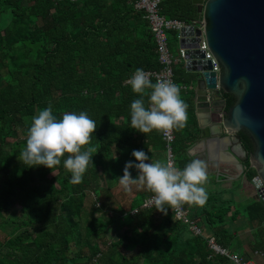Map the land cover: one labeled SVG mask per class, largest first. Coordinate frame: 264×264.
Segmentation results:
<instances>
[{"label": "trees", "instance_id": "16d2710c", "mask_svg": "<svg viewBox=\"0 0 264 264\" xmlns=\"http://www.w3.org/2000/svg\"><path fill=\"white\" fill-rule=\"evenodd\" d=\"M160 11L187 25L201 20L191 0H161ZM168 39L171 51L178 33L168 32ZM181 67L174 65L179 90L195 82ZM136 68L159 71L162 65L147 15L135 9L134 0H0V218L8 215L15 224L0 241V264H232L212 255L205 239L175 221L170 209L164 215L155 207L141 208L151 192L132 193L134 185L126 192L119 183L122 159L131 150L164 151L162 130L142 134L131 127L130 104L140 94L125 81ZM150 91L145 90L146 104ZM180 97L187 118L195 121L194 92L180 90ZM225 99L228 110L234 98ZM49 104L58 119L65 111H84L96 122L95 134L84 146L93 162L78 184L70 182L71 173L62 164L51 170L28 168L17 158L33 116ZM175 133L176 153L195 141L184 127H175ZM249 172L252 179L256 172ZM36 177L48 179V185ZM104 179L107 187L101 186ZM89 192L95 201L83 241L80 221ZM16 205L20 217L12 214ZM227 212L202 215L221 246L223 239L231 240L225 224L220 225ZM245 213L257 227L254 249L261 251L264 203L251 204ZM114 224L122 228L120 236L105 241Z\"/></svg>", "mask_w": 264, "mask_h": 264}, {"label": "water", "instance_id": "95a60500", "mask_svg": "<svg viewBox=\"0 0 264 264\" xmlns=\"http://www.w3.org/2000/svg\"><path fill=\"white\" fill-rule=\"evenodd\" d=\"M191 1L220 70L217 77L199 50L201 31L184 27L180 46L188 71L198 74L195 103L201 135L196 144L212 146L206 162L229 160L243 170L249 163L256 177H264V0ZM225 95L234 98L228 110ZM254 189L251 199L259 201Z\"/></svg>", "mask_w": 264, "mask_h": 264}, {"label": "clouds", "instance_id": "9594fccd", "mask_svg": "<svg viewBox=\"0 0 264 264\" xmlns=\"http://www.w3.org/2000/svg\"><path fill=\"white\" fill-rule=\"evenodd\" d=\"M134 93L140 94L130 104L131 127L145 134L155 130L182 128L187 119V105L180 98L179 87L169 80H157L153 83L142 68H136L125 81ZM148 93L147 104L144 99ZM111 119V118H110ZM97 125L89 115L65 111L61 118L53 114L51 104L43 108L32 118L28 129L26 144L18 160L28 168L43 166L52 169L62 164L71 173L70 182L78 184L82 181L93 156L88 145ZM134 160L125 163L123 175L118 177L124 190L131 191L135 185L151 193V203L156 211L164 215L169 209H177L187 204L204 205L207 193L203 184L207 180V169L204 161L192 159L183 169L174 167L169 160L149 162L150 157L144 150L132 151ZM135 169L136 175H132ZM252 183L264 187V177H254Z\"/></svg>", "mask_w": 264, "mask_h": 264}, {"label": "crops", "instance_id": "0c3cea01", "mask_svg": "<svg viewBox=\"0 0 264 264\" xmlns=\"http://www.w3.org/2000/svg\"><path fill=\"white\" fill-rule=\"evenodd\" d=\"M173 44L174 45L172 46L170 52L174 57L180 58V40H177V44ZM176 65L177 67L183 66V69L195 78V82L189 84L190 86H193V89L188 91L194 92L195 100L198 74L192 71H188L184 59H180L179 63H177ZM184 128H186L195 137V141L192 144H189V147L186 150L179 151V153H176V167L180 169H183L185 165L192 159H200L202 161L207 160L206 156H208V150L212 151L211 145H205L203 144V142H201L200 144H196L199 141L201 135V129L199 127V119L196 113V107L195 121L193 119L187 118L184 123ZM153 141L155 142V139H153ZM132 151L133 150H131V153L129 155L130 160L132 156ZM146 154H148L150 157L149 162L159 161L162 163H166L165 148L163 151L161 149L157 150L150 147ZM180 154H183V156L180 157ZM128 159H122V173L124 165L126 163L125 161ZM204 162L206 164L207 169V180L203 184V187L205 188L207 193V200L205 204L202 206L187 203L182 205L188 211L189 221L191 223H194L198 228H200L202 230V233L200 235L195 234L191 230L190 224L183 223L182 221L178 222L188 226L190 232L193 235L204 238L209 250L211 251L210 246L208 244V239L209 237L215 235L217 238V242H219V235L214 234L213 230H211V227L210 231H207V227H209L210 225L208 224L207 219H205V217L203 216L205 215V213L210 214L214 211L218 213V216H220V211L222 212L227 210L228 212L224 217V222L220 225L225 224L223 226H225V229L230 232L231 240L225 241L223 239L222 242L224 243V245H222V247H225L228 251L232 253L238 254L242 258L248 257V260L254 261L256 262V264H264V252L262 251L264 248H260L262 249L261 251L259 249H254V244L256 243L255 237L257 227L256 225H254V223H252L251 219L245 213L247 207L251 204L259 201L264 203V201H262L261 199H259V201L251 199L252 197H255L256 193L254 189L255 185L252 183V181L257 174H255L252 179L249 178V169H253L250 167L249 163L244 164L243 170L242 166L229 160L225 161V163L220 161L218 165H214L206 161ZM132 193L148 194L150 193V191L134 185ZM149 195L151 196L153 195V193ZM170 214L174 219L173 211L171 209ZM211 253L212 255H219L214 254L212 251Z\"/></svg>", "mask_w": 264, "mask_h": 264}, {"label": "built area", "instance_id": "2783aa9c", "mask_svg": "<svg viewBox=\"0 0 264 264\" xmlns=\"http://www.w3.org/2000/svg\"><path fill=\"white\" fill-rule=\"evenodd\" d=\"M72 2H79L81 0H71ZM161 0H134V7L137 11H144L147 15V19L150 23V28L152 33L155 36L158 52H159V62L162 65V68L159 71H145L150 80H169L173 83L174 81V65L179 63L180 59L185 60V49L180 50V58L174 57L169 48V39L168 32L176 31L178 33V39L181 40V31L184 27L193 26L195 29H199L201 31V42L199 44V50L205 52V60H210L212 64V71L218 74L220 73L218 63L212 53L209 50L208 44L204 35V27L200 24V21L194 22L191 25H187L186 23L175 20V19H166L163 15H161L160 11ZM127 84V83H126ZM193 86L182 85L180 86V90L189 91L192 90ZM162 140L165 148L166 162L169 160L173 163L174 167L177 166V154L174 148L176 133L175 127L170 130H162ZM257 194L260 199L264 201V187L257 189ZM151 196L146 198L142 204L143 209H152L155 207L152 204ZM137 210L132 211V213H136ZM179 214H177V209H173L174 219L177 221H182L183 223L190 224L191 230L200 235L202 230L198 228L194 223H191L188 219V211L181 206L178 210ZM208 244L210 246L211 251L214 254L222 255L228 258L232 264H256L254 261L245 260L238 254L232 253L228 251L225 247H222L218 242L216 236H211L208 239Z\"/></svg>", "mask_w": 264, "mask_h": 264}, {"label": "rangeland", "instance_id": "374dc122", "mask_svg": "<svg viewBox=\"0 0 264 264\" xmlns=\"http://www.w3.org/2000/svg\"><path fill=\"white\" fill-rule=\"evenodd\" d=\"M183 154H180V157H182ZM107 180V178H106ZM105 179L103 181V183L101 184V186L103 187H107V184L109 182H107ZM36 181L37 182H41L43 183L44 186H47L48 185V179L47 180H41V179H38L36 177ZM95 201V197H94V193L93 192H89L88 193V196H87V199H86V203H85V208H84V212H83V216L81 218V228H80V238L84 241L85 240V224H86V221H89L91 219V216L89 215V211L91 209V206L92 204L94 203ZM99 206V204H98ZM20 209H21V206L20 205H16L13 210H12V214L15 215V216H21L20 214ZM110 215H112V212H110ZM96 217H101L103 218L102 215H96ZM12 218L8 215L5 216L4 219H1L0 218V241H4L6 240L12 233L14 227H15V224L12 222L11 220ZM110 233H109V238H106L105 241H110V240H116L119 236H120V231L122 230V228H120L118 226V224H114L112 226H110ZM207 231L209 232L210 231V226L207 227ZM120 233V234H119ZM99 243H100V246H99ZM97 242V245L100 247V248H103V244L102 242Z\"/></svg>", "mask_w": 264, "mask_h": 264}]
</instances>
